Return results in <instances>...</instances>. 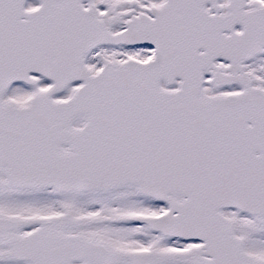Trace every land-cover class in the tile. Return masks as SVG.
<instances>
[{
	"label": "snow or ice",
	"instance_id": "6c2138e0",
	"mask_svg": "<svg viewBox=\"0 0 264 264\" xmlns=\"http://www.w3.org/2000/svg\"><path fill=\"white\" fill-rule=\"evenodd\" d=\"M0 264H264V0H0Z\"/></svg>",
	"mask_w": 264,
	"mask_h": 264
}]
</instances>
